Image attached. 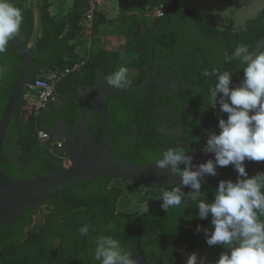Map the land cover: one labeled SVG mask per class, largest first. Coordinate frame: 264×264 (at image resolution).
I'll use <instances>...</instances> for the list:
<instances>
[{"label":"trees","instance_id":"1","mask_svg":"<svg viewBox=\"0 0 264 264\" xmlns=\"http://www.w3.org/2000/svg\"><path fill=\"white\" fill-rule=\"evenodd\" d=\"M137 1L142 6H148L151 12L164 4V16H154L153 20L148 22L146 17L139 18L135 13H131L115 20L107 19L98 8L91 27L93 34L98 33L103 24L119 23L116 28L118 33L126 37V51L135 55L131 65L137 73L133 77V82L127 85H136L144 81L147 75L146 66L153 53L154 61L157 60L161 64L165 62L175 69L177 80L181 83L180 92L184 97L195 101L201 97L207 99L208 90L213 86L215 78L205 76L204 72L211 71L212 68H217L221 72L229 71L232 73V84H238L243 76L242 66L237 60L225 61V54L231 55L234 48L241 43L246 44L252 52L257 42L264 37V8L255 17L248 19L244 29L235 30L233 27L219 29L208 24L205 18L193 9L182 7L179 0ZM12 2L21 9L23 14L18 35L25 45L29 46L35 30L32 1L12 0ZM52 6V0H43L40 7L39 20L42 33L34 45L29 46L32 66L27 82L33 81L37 76L52 69H63L84 61L79 70L68 74L57 84V99L51 104L52 109L58 111L54 105L63 101L61 106L63 118L69 119V124L72 125L80 115V107L75 102L79 86L94 85L97 82L98 72L100 77L105 79L116 69L120 54L101 47L89 49L85 54L78 51L80 43L76 39L82 31V21L89 9L87 0H74L71 10L64 18L53 15ZM144 25L147 31L142 36L141 30ZM168 45L170 57L163 58L162 54L167 50L165 46ZM24 61V56L13 39L9 41L7 50L0 53V66L5 69L0 73V122ZM169 98H171L169 94H162L154 84H148L141 89L115 95L109 99L108 115L111 118L113 115L120 124L114 134L118 136L122 131L131 128L134 129L136 136L132 142L115 147L116 157L126 158L143 165L153 161L150 159L151 156L159 158L164 150L161 146L162 142L174 144L157 129L158 108L165 105ZM159 99L161 102L158 106ZM215 113L218 120L227 118V113L220 112L219 104L215 108ZM47 118L43 112L39 114L31 112L26 107L24 97L21 98L7 133L3 149L6 160L1 165V169L7 170L9 174L17 178L26 179L59 168L58 164L63 163V160L49 148L53 140L44 143L38 137V130L43 128V125L48 126ZM55 120L56 117L49 124H54ZM91 123L94 124L90 127L91 131L95 138L99 139L102 129L98 116ZM110 133L112 134V129ZM132 145L137 149H131ZM65 153L67 154V150ZM193 165L198 166V163L193 162ZM244 165L250 176L264 172V161L246 159ZM183 167L181 165V168ZM229 169H231L230 174L218 179L215 186L220 180H229L238 176L234 167ZM79 186L80 184L74 185L75 189ZM136 186L143 187L137 184ZM72 188L53 193L58 203H63L67 194L72 193ZM160 189L170 190L171 188ZM215 191L214 186L210 185L209 192L205 196H198L196 200L192 199L193 195L184 196L182 204L169 208L168 212L161 205L160 207L155 205L142 216L141 213L133 215L132 221L125 213L119 214L116 220V237L126 250L132 247L134 249L133 252L130 251L132 259H138L137 236L132 242H125L123 236L128 235L125 229L131 227L132 233L137 234L150 225L159 233V238L149 241L143 237L142 245L158 248L161 251L159 256L161 260L171 259L176 264H187V260L181 254L175 255L177 252H173V247L177 246L181 250L205 257L215 263L218 257H211L199 246L205 232L201 231L202 235L193 239L194 226H207V229H211L209 217L199 218L196 203L200 199L209 202V198H214ZM121 194V191H117V196ZM76 200L69 206L70 210L77 205ZM60 206L59 203L58 210ZM36 211L37 208L24 212L12 224L0 230V264H82L85 261H83L85 236L79 232L82 227L81 220L72 215V218L62 221L57 216L56 219L48 218L44 225H33ZM102 234L108 235L109 232ZM144 251L148 258L157 259L156 254L153 256L145 249Z\"/></svg>","mask_w":264,"mask_h":264},{"label":"clouds","instance_id":"2","mask_svg":"<svg viewBox=\"0 0 264 264\" xmlns=\"http://www.w3.org/2000/svg\"><path fill=\"white\" fill-rule=\"evenodd\" d=\"M23 14L12 0H0V53L7 50L10 40L19 33ZM239 61L243 69L242 79L232 84V73L212 68L205 76L214 77V84L208 90L207 101L227 118H219V132H210L204 150L214 154V160L193 165V159L183 147L167 148L159 158L151 156L158 169H169L180 176V183L170 190L161 191V207H178L183 202L182 187H190L196 194L201 191V177L216 176L217 166L233 165L237 179L220 180L211 202L200 199L196 205L201 219L211 218V229H204L209 246H223L215 264H264V172L249 176L244 161H264V51L253 53L246 44H238L231 55L225 54V61ZM5 71L0 66V73ZM129 69L120 66L105 80L120 89L129 81ZM231 85V86H230ZM219 94V97H218ZM181 165L184 167L181 168ZM148 206L141 209L146 213ZM200 226H197V231ZM90 226L79 229L87 236ZM94 258L99 264H135L130 251L110 235H98L95 241ZM187 264H193L192 255Z\"/></svg>","mask_w":264,"mask_h":264},{"label":"water","instance_id":"3","mask_svg":"<svg viewBox=\"0 0 264 264\" xmlns=\"http://www.w3.org/2000/svg\"><path fill=\"white\" fill-rule=\"evenodd\" d=\"M147 29L144 25L141 35L146 33ZM24 56V65L19 74L13 92L6 104L3 117L0 122V230L16 221L24 212L40 207L45 198L54 192L60 191L72 185L82 183L84 181L97 177H117L123 180L131 181L139 185L156 186L160 188H172L180 183V176L172 173L169 169H158L155 161L147 164H137L126 158L111 156V148L109 141V128L107 125V105L112 96L128 93L137 89H141L148 84L155 83L159 92L160 78H152L151 70L154 62L152 53L150 61L147 63V75L143 82L136 85H126L120 89L110 87L106 81L97 73V82L95 89L88 88L87 93L82 87L79 88L80 96L76 101H87L89 103L88 111L81 106V112L75 122V129L71 131L66 123L60 119L55 127L43 125V128L52 133L53 139L56 141H65L67 144V155L70 160L69 166H63L59 163L57 170L35 175L31 178L20 179L1 169V165L5 162L6 156L3 153L5 141L9 126L19 104L27 83L28 73L32 66V55L29 46L17 34L13 39ZM264 48V37L260 39L252 52L259 53ZM58 102L55 106L60 107ZM159 104V101H158ZM95 113L99 114L102 123V134L99 141H96L93 134L87 130L86 124ZM76 133H80L79 140L76 139ZM86 138L88 141H86ZM89 145L87 156L83 155V147ZM180 148V147H176ZM193 161L200 163L206 162L208 159L214 160V154L205 150L188 154ZM217 166L216 172L225 168ZM210 176L205 174L200 179ZM142 233L138 237L139 259L134 260L135 264H144L146 256L142 246Z\"/></svg>","mask_w":264,"mask_h":264},{"label":"flooded vegetation","instance_id":"4","mask_svg":"<svg viewBox=\"0 0 264 264\" xmlns=\"http://www.w3.org/2000/svg\"><path fill=\"white\" fill-rule=\"evenodd\" d=\"M165 48L167 50L162 54L163 58H169L170 57L169 55L171 53L169 51V45L165 46ZM176 75L177 74L175 72V69L171 68L165 62H163L162 64L157 60L153 62V67L151 70L152 78H160L161 82L159 83V88L162 90V92L160 93L162 94L167 93L171 96V98H169L165 102V105H162L160 108H158L157 118L159 119V122L157 124V129L161 134L166 135L169 138L168 139L169 141L174 143V144H166L165 142H162L161 146L164 148V150L170 147L172 148L183 147L184 150L186 151V154L188 155L191 153H195L197 151L204 150V146L206 144L208 134L213 131L217 133L219 132V128H218L219 120L215 113V109L211 108L206 98L201 97L200 99L195 101L192 99H187L186 97H184V95H182V93L180 92L181 83L177 80ZM151 84H154L155 87L157 88L155 83H151ZM95 85L96 83L94 85H88L85 87L79 86V88L83 87L84 91L87 93L88 88H93L96 91L97 89H95ZM79 96H80V92L78 93L76 98H78ZM76 98H75V102L79 105L80 112H81V106L84 107V110L88 111L89 103L87 101H76ZM160 102L161 99H159L158 106L160 105ZM62 104L63 101L62 103H60L59 108L55 107L56 104L54 105V108H56L58 111L53 110L52 106L50 105L42 112L46 114L48 117L47 121L49 127H55L59 122V120L62 119L66 123L67 127L71 131H73L75 129V122L78 118H76L75 122L72 125H70L69 119L63 118L64 115L62 114L61 111ZM96 116H98L100 120L99 114L95 113L94 115H92V117L88 120L86 124L87 130L90 131L91 133L92 131L90 127L94 126V124H92L91 121ZM55 117H56L55 123L49 124L51 120H53ZM100 125L102 129L101 121H100ZM107 125L109 128V141L111 148L110 155L116 157V155L114 154L115 147L118 148L121 145H125L132 142L136 138L134 133L135 131L133 132L134 129L132 130L130 128L128 130L122 131L121 133L118 134V136H116L114 134V131L118 130L117 127L120 124L113 115L112 118L109 117L108 105H107ZM134 127L136 129V124L134 125ZM111 129H112V134L110 133ZM75 135H76V139L79 140L81 137L80 133H76ZM100 138L99 139L95 138V140L99 141ZM86 141H88L87 138ZM89 148L90 147L88 143H86L85 146L83 147V155L86 153L84 156H87L89 152ZM131 149L136 150L137 148L132 145ZM66 150H67V144L65 141H62L61 151L65 152ZM193 162H197L198 164L200 163L198 161H193ZM116 178L117 177H97L84 181L83 183H78L80 184V186L76 189L74 185L65 188V189H69L73 187L71 189L72 193L67 194L63 203L59 202L61 204L60 210L57 209L59 203L52 193L51 195L47 196L44 202L40 205V207L37 208L39 212L43 213L42 221L35 220L33 221V225H44L48 218L56 219L57 216L62 221L67 220V218L69 217L72 218V215L77 216L78 219L81 220L80 223L81 226H84L85 224L90 226L89 234L84 237L83 261L84 260L85 261L82 262V264H99V262L96 261L94 258L96 237L98 235H103L102 234L103 232H109L108 235L117 239L116 220H117V216L120 214L117 211L119 198H120V196H117V191L123 192V190L122 188H120V186L116 184V180H115ZM140 186L144 187L145 185H140ZM186 188L187 187H182V190H186ZM75 199H77L76 200L77 205H75L74 208L70 210L69 206H71L74 203ZM132 203H136L134 207L135 209L128 210L132 206ZM132 203L130 202L131 205L126 206V209L130 213L127 212L125 213L131 221L133 219V215L141 213V209L143 206L147 205L149 210L150 208H153L155 205L156 206L161 205L162 200H159L150 206L145 202H132ZM142 215L143 213H141V216ZM125 231L126 234H128L125 236L122 235L125 242L128 241L132 242L136 238L135 236L138 237V235L141 232H143L141 239L144 237L147 240L151 241L154 238L156 239L159 238V233L150 225H147L145 228H143V230H141L137 234L132 233L133 228L131 227L126 228ZM137 248H138V241H137ZM153 248H155V250L154 251L152 250L150 254L152 255L156 254L157 259L153 260L151 258H148L145 254L147 261L144 264H165L166 263L165 260H161L159 258V256L161 255V251L156 247ZM173 249H174L173 252L174 251L177 252L175 253V255L181 254V249L178 248L177 246L173 247ZM133 250L134 249L132 247L128 248V251L133 252ZM143 250H144V246H143Z\"/></svg>","mask_w":264,"mask_h":264},{"label":"rangeland","instance_id":"5","mask_svg":"<svg viewBox=\"0 0 264 264\" xmlns=\"http://www.w3.org/2000/svg\"><path fill=\"white\" fill-rule=\"evenodd\" d=\"M34 8V13L37 20L39 19L40 14V7L43 3V0H31ZM53 6L51 8V13L55 15L57 18H64L67 16L69 11L71 10L72 5L74 4V0H52ZM124 1L127 0H98L99 7L107 12H111L109 9H117L120 6H123ZM180 5L182 7H188L193 9L195 12H197L199 15L203 16L206 20V22L214 27H217L219 29H224L227 27H233L235 30H242L246 27L248 19L255 17L258 12L264 8V0H179ZM98 7V8H99ZM145 6H141L142 13L141 15H138V17L143 18L146 17V14L153 13V17H146L149 18V21H152L154 18V11L151 12L150 9H145ZM131 10L136 11L139 10L140 6H130ZM145 10V11H144ZM136 14V13H135ZM144 14V15H143ZM137 15V14H136ZM106 28V29H105ZM107 26L102 25L101 29L98 33H93L91 27H89L86 22L82 21V31L79 34L78 38L76 39L79 41V52L81 54L87 53V51L97 49L99 47L106 48L107 40H104L103 37L105 34L110 32V30H107ZM42 32V25L39 23L35 26L34 34L32 36V39L29 43L30 46L34 45L35 41L39 38L38 33ZM106 44V45H105ZM115 48L122 53V56L118 62V67L120 66H126L129 69V81L133 82L134 75L132 73V70L130 71V68L132 67L131 62L134 59V55L126 53L125 51V41L120 40L119 43L116 44ZM107 49V48H106ZM128 63V66H127ZM130 66V68H129ZM129 82V83H130ZM233 167V166H232ZM231 168V167H230ZM231 169L225 168L220 171H217L216 176H207L205 178L201 179V191L199 194H196V196H205L209 192V186L213 185L214 189L216 190L218 185L215 186L218 179L224 178L228 174H230ZM250 176V175H249ZM237 177L232 178L230 180L235 181ZM116 184L122 188L123 192L120 195L119 203L117 211L118 213H130L128 210L135 209V204L132 202H145L149 206L153 203L161 200V191L162 189L157 188L156 186H149L145 185L143 188L136 186L131 181L123 180L120 178H116ZM83 183V182H82ZM184 196L187 195H194L192 192V189L188 187V190H182ZM213 198H209V202H211ZM132 206L127 210L126 206L131 205ZM43 213L39 212L37 210L34 214V221H42ZM260 219L264 221V216H261ZM209 220L211 221V218L209 217ZM212 225L210 226V228ZM207 226H200V230L197 231V226L193 227L194 230V238L200 237L202 235L200 232L204 231V229H207ZM199 246L201 249L205 251L206 254H210L211 257H218L221 255L222 252L226 251V249L222 248L223 246L217 244L215 246H209L206 243V237L205 235L201 238V241L199 243ZM144 249L146 252L150 253L152 250L154 251L155 248L152 246L146 245L144 246ZM181 254L185 259L187 260L190 255H192V261L193 264H196V260L198 262L204 263V264H215L210 260H207L205 257L199 256L197 254H192L190 252H187L185 250H181ZM195 259V260H194ZM166 264H176L175 261H171L169 259H165ZM183 264V263H182Z\"/></svg>","mask_w":264,"mask_h":264},{"label":"built area","instance_id":"6","mask_svg":"<svg viewBox=\"0 0 264 264\" xmlns=\"http://www.w3.org/2000/svg\"><path fill=\"white\" fill-rule=\"evenodd\" d=\"M89 3V9L87 11L84 21L89 27H92L95 12L98 10V0H87ZM165 14V5L161 4L154 11L155 17H162ZM84 61L77 62L71 66H67L63 69L55 68L52 69L43 75L37 76L33 81L27 82L25 90L23 93L26 107L30 109L31 112L39 114L45 110L48 106L54 103L57 99V84L68 74L79 70ZM39 139L46 143L51 139L49 148L51 151L55 152V155L63 160V166H69L70 160L68 155L61 151L62 141H56L52 138L51 132L41 128L38 130Z\"/></svg>","mask_w":264,"mask_h":264},{"label":"crops","instance_id":"7","mask_svg":"<svg viewBox=\"0 0 264 264\" xmlns=\"http://www.w3.org/2000/svg\"><path fill=\"white\" fill-rule=\"evenodd\" d=\"M135 5H139L140 6V8H139V10L137 9L136 11H134V10H131V8H130V6H135ZM141 6L142 5H140L139 3H138V1L137 0H127L126 2L124 1V4H123V6H120V7H118L116 10L115 9H109V10H111V12L109 11V12H107V11H104V10H102L100 7H99V10L100 11H102L104 14H105V16H106V18L107 19H115V20H117V19H119V18H121L122 16H124V15H128V14H131V13H136L137 14V16L138 15H141V13H142V8H141ZM145 9H148V6H145L144 7ZM145 11V10H144ZM36 14V13H35ZM144 15V14H143ZM146 17H153V13H150V14H146ZM38 18V17H37ZM37 18H36V16H35V26L36 25H38L39 23H40V20L38 19L37 20ZM140 18V17H139ZM147 19H149V18H147ZM148 22H149V20H148ZM118 22H116V23H114V24H112V25H110V24H103V25H105V26H107V30H110V32H108L107 34H105L104 35V37H103V39L104 40H107V45H106V48L108 49V50H113V51H116V52H118L119 54H120V58H121V56H122V53L120 52V51H118L116 48H115V46H116V44L117 43H119V41L122 39V40H124L125 41V50H126V37H125V35L124 34H122V33H118V31H117V26H118ZM106 29V28H105ZM42 33V32H41ZM41 33H38V37H40L41 36ZM30 46V45H29ZM79 51V50H78ZM126 53H128L127 51H125ZM130 54V53H129ZM135 56V55H134ZM120 60V59H119ZM127 66H128V63H127ZM118 68V65H117V67H116V69ZM129 68H130V66H129ZM132 70V73H133V75H135L136 73H137V71H135L132 67L130 68V71ZM52 134V133H51ZM53 138V137H52ZM188 260V259H187ZM195 260V259H194ZM196 264H204V263H201V262H198L197 260H196Z\"/></svg>","mask_w":264,"mask_h":264}]
</instances>
